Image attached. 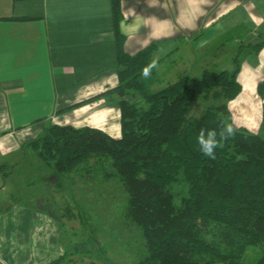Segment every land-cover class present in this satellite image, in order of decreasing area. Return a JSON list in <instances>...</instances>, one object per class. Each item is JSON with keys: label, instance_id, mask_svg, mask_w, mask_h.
<instances>
[{"label": "crops", "instance_id": "crops-1", "mask_svg": "<svg viewBox=\"0 0 264 264\" xmlns=\"http://www.w3.org/2000/svg\"><path fill=\"white\" fill-rule=\"evenodd\" d=\"M120 7L127 53L159 44L152 82L189 75L183 66L202 60L206 49L214 64L227 53L234 68L223 70L237 69L241 88L227 102L232 125L259 131L264 45L254 51L251 44L264 37V0H120ZM116 61L112 0H0V192L6 193L0 197V264L107 261L104 255L78 258L72 240L78 218L61 217L68 205L77 214L87 180L77 185L72 173L67 180L69 174L47 166L29 142L48 125L120 136L118 106L95 98L117 85ZM166 63L171 68L165 70ZM66 184L68 195L58 197V186ZM18 185L24 190L9 188Z\"/></svg>", "mask_w": 264, "mask_h": 264}, {"label": "trees", "instance_id": "trees-1", "mask_svg": "<svg viewBox=\"0 0 264 264\" xmlns=\"http://www.w3.org/2000/svg\"><path fill=\"white\" fill-rule=\"evenodd\" d=\"M112 12L118 83L95 98L118 106L120 136L88 126L48 125L30 147L60 174L121 184L122 221L138 228L143 240L144 253L135 264H264V138L232 125L227 102L241 89L237 69L206 70L198 78L181 74L153 90L152 74L145 79L141 70L158 42L127 53L120 0H112ZM263 45L264 37H258L251 47ZM258 93L264 95V80ZM202 100L207 104L198 111ZM223 124H231L235 135L216 149V159L206 158L198 133L219 132ZM61 213L83 223L69 205ZM58 226L66 232L63 223ZM82 245L74 244L77 253L86 251Z\"/></svg>", "mask_w": 264, "mask_h": 264}, {"label": "rangeland", "instance_id": "rangeland-1", "mask_svg": "<svg viewBox=\"0 0 264 264\" xmlns=\"http://www.w3.org/2000/svg\"><path fill=\"white\" fill-rule=\"evenodd\" d=\"M246 46V45H245ZM211 49H206L203 53L202 60L196 57L194 65H185L184 73H188L189 76L198 78L202 73H199L201 69L204 71L218 72L223 69L232 70L234 67L229 65L230 61L225 60L228 56L227 53H222L224 58L220 63L214 64L210 58ZM212 57V56H211ZM235 60L238 61L239 55L235 56ZM234 60V61H235ZM167 65V66H166ZM165 70L171 68L168 63L164 65ZM175 69V68H174ZM227 70V71H228ZM177 73V69L175 70ZM172 74L168 78H162L157 82H151L150 88L155 90L165 86L174 80L171 78ZM207 102L201 101V105L198 111L204 107ZM144 105V104H142ZM264 138V132L261 128L257 132ZM76 174L75 172L72 173ZM77 175V174H76ZM67 180L71 179V175H64ZM76 179L78 176L75 177ZM77 185L81 183V179H77ZM79 185V186H80ZM82 185V186H83ZM87 187H83L78 192V210L83 216V223L78 226L79 221L74 227V233L72 238L75 243H83L85 246L82 250L80 248L78 253L75 252L78 258L105 256L107 260L106 264H135L137 259L144 253L143 240L139 236V230L133 225L126 226L123 220V209L126 202L125 194L122 190V186L117 181L103 182L99 178L94 180H87ZM70 184H66L62 187L58 186L59 192L57 194L60 197V193H66L68 195V189ZM14 190H19L20 186H11ZM50 188V187H49ZM81 189V188H80ZM24 190V188H22ZM20 189V191H22ZM55 190V189H54ZM66 191V192H65ZM5 192H0V197H5ZM65 195V194H63ZM60 211L59 209H57ZM67 232L63 233L66 234ZM69 234V233H67ZM85 242V243H84ZM115 250V251H114ZM113 255L110 257V255Z\"/></svg>", "mask_w": 264, "mask_h": 264}, {"label": "clouds", "instance_id": "clouds-1", "mask_svg": "<svg viewBox=\"0 0 264 264\" xmlns=\"http://www.w3.org/2000/svg\"><path fill=\"white\" fill-rule=\"evenodd\" d=\"M159 67V58L153 57V59L145 65L141 74L142 77L148 79L153 69ZM147 108V106H145ZM235 135V129L231 124H223L219 132L215 129H201L197 136V143L199 145L201 153L209 159H216V149L223 147V142Z\"/></svg>", "mask_w": 264, "mask_h": 264}]
</instances>
